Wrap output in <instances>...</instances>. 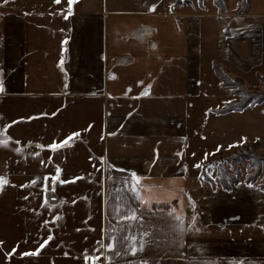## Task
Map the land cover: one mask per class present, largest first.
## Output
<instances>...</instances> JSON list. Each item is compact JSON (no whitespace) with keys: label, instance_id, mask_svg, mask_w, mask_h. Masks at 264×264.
I'll return each instance as SVG.
<instances>
[{"label":"crops","instance_id":"crops-1","mask_svg":"<svg viewBox=\"0 0 264 264\" xmlns=\"http://www.w3.org/2000/svg\"><path fill=\"white\" fill-rule=\"evenodd\" d=\"M188 1L0 2V264H264V191L200 186L212 154L259 140L248 109L215 113L213 64L257 87L264 17Z\"/></svg>","mask_w":264,"mask_h":264},{"label":"trees","instance_id":"trees-1","mask_svg":"<svg viewBox=\"0 0 264 264\" xmlns=\"http://www.w3.org/2000/svg\"><path fill=\"white\" fill-rule=\"evenodd\" d=\"M205 1L206 0H198V5L200 8H204L203 3ZM214 3L221 14L226 12L225 0H215ZM184 4H189V2L187 0H174V6H180ZM240 7L241 8L236 11V14H246L248 4L245 0H242ZM213 69L220 81V86L228 90L230 95L233 97L229 101L225 102L220 109L215 111L217 115L240 113L246 109L264 104V76L259 74L257 75L258 80L263 86L262 88L248 89L246 88V84L243 79L234 78L230 74V71L225 67L219 64H213ZM258 146V141L252 144L245 142L241 149L235 150L233 155L227 159V166L221 164L217 167V181L207 177L205 172L208 164L204 165L201 169L200 180L203 182H208L211 185L212 190L221 189L223 191H231L234 187L244 183L246 185H258V187L264 191V180L262 183H257L259 177L257 172L247 176V178H245V180L242 182V174L240 172L232 173L229 171L231 169V164L237 161L239 162L245 160L252 161L253 163L256 162V164H263L264 157H256L253 155V150ZM255 225L261 227L264 230V216H261L255 222Z\"/></svg>","mask_w":264,"mask_h":264},{"label":"rangeland","instance_id":"rangeland-1","mask_svg":"<svg viewBox=\"0 0 264 264\" xmlns=\"http://www.w3.org/2000/svg\"><path fill=\"white\" fill-rule=\"evenodd\" d=\"M208 1L209 2L213 1V5H215L214 3L215 0H206L203 3L204 5L203 7H205V5L208 4ZM245 1L248 4V9H247L246 14L249 13L250 8H251L253 9V12L257 13V15H261L264 17V0H245ZM188 2L190 3V1ZM241 2L242 0H225L226 12L231 9L232 10L231 13L233 15L234 14L237 15L236 11L241 8L240 7ZM238 15H241V14H238ZM258 82L259 84L257 87H248L246 85V88L248 89L249 88H262L263 86L259 80ZM239 132L242 135H246L247 137H250L252 139L253 138L259 139V140H255V141L248 142V143L252 144L258 141L259 146L253 150V155H255L256 157H260V156L264 157V104L248 109V112L246 113V115L240 118ZM194 137L196 139H200V136H194ZM206 138H208L207 140H209L212 138V136L207 135L205 136L204 140H200V141H205ZM241 148L242 146L240 147L236 146V147H232V148L225 149L222 151L219 150L218 152L214 153V156L212 154V156L204 164V165L208 164L206 167V172H205L207 177L217 181V174H216L217 167L221 164H223L224 166H227V162H226L227 159H229L233 155V152L235 150H238ZM229 171L232 173L240 172L242 174V182L245 180V178H247V176L254 174L256 172L259 174L257 183H262L264 180V163L256 164V162L253 163L252 161H245V160L239 161V162L237 161L231 164V169ZM200 184L198 183L196 185H200L206 188H209V187L211 188V185L208 182H203L200 180Z\"/></svg>","mask_w":264,"mask_h":264},{"label":"snow or ice","instance_id":"snow-or-ice-1","mask_svg":"<svg viewBox=\"0 0 264 264\" xmlns=\"http://www.w3.org/2000/svg\"><path fill=\"white\" fill-rule=\"evenodd\" d=\"M0 2H2V3H7V0H0ZM53 2H54V3H60V0H53ZM72 3H73V0H68L67 8H68L69 10H70L71 7H72ZM154 8H155V5L153 4L149 10H150V11H151V10H154ZM61 12H63V9H61ZM65 18H67V14H65ZM141 83H142V82H141ZM2 91H4V85H3L2 83H0V92H2ZM142 94H143V93H142ZM21 119H25V118L22 117ZM27 119H32V117H27ZM13 123H14V121H13ZM6 126H7V125H6ZM76 136H78V133H77V132H72V133L69 135V137L66 138L65 140L61 141L60 144H57V143L54 141L53 143L47 145L46 147H48V148H50V149H56V148L60 147L61 144H68V143H70V142H71V138H72V137H76ZM229 147H232V145H229ZM205 158H206V156H205ZM195 166H196V167H199V165H195ZM60 171H61V169H60L59 167H57V168H56V173H59ZM43 179H44L45 181H47V180L49 179V177H48V176H45V177H43ZM51 179H52L53 181H56L58 178H57V176H52ZM133 179H136L135 174H133ZM8 182H9V181H8L7 179H5V178L3 177V175H0V184H7ZM35 182H36L35 180L31 181V183H35ZM60 182H63V181H60ZM24 186H25V185H21V187H24ZM41 187H43V185H41ZM132 190L135 191L134 188H133ZM25 199H27V197H25ZM122 218H123V219H126V220H132V219H135V218H136V213L133 211V212L131 213L130 216H125V217H122ZM177 219H179V218L177 217ZM193 219H194V218H193ZM47 223H48V221H45V224H47ZM52 239H53V236H52L51 233H49V234L46 236V238L43 240V243H40L39 246L36 248V252H39L40 248H43L44 245L47 244L48 241H50V240H52ZM131 239H132L133 241H135V240H136V237H131ZM107 248H108V249H112V248H113V243H112V242H109V243L107 244ZM139 250H140V251H143V250H144V246H143V244H141V245L139 246ZM84 251H85V257H84V259H85V262H86V264H87V261H88V259H89V257H88V250L85 249ZM93 251H96V249H93ZM131 251H132L133 254L136 253V251H137V247H136L135 243H133V244L131 245ZM12 252H15V248L12 249ZM11 254H12L11 252L7 253L8 256H11ZM28 254H35V253H26V252H22V253H20V255H22V256H23V255H28ZM97 259H98L97 256H92V260H93V262H95ZM142 264H147V262H146V261H142Z\"/></svg>","mask_w":264,"mask_h":264}]
</instances>
